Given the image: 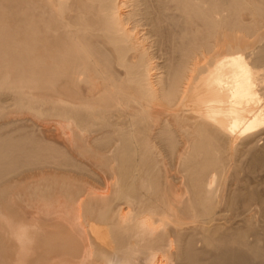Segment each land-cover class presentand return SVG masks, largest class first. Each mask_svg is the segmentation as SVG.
Returning a JSON list of instances; mask_svg holds the SVG:
<instances>
[{
	"label": "bare ground",
	"instance_id": "1",
	"mask_svg": "<svg viewBox=\"0 0 264 264\" xmlns=\"http://www.w3.org/2000/svg\"><path fill=\"white\" fill-rule=\"evenodd\" d=\"M0 264H264V0H0Z\"/></svg>",
	"mask_w": 264,
	"mask_h": 264
}]
</instances>
